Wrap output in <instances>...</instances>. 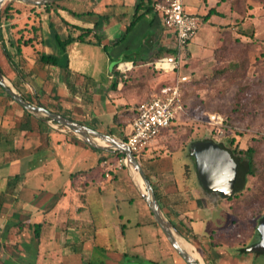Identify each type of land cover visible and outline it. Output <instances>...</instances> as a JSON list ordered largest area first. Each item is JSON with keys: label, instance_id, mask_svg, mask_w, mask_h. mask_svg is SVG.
<instances>
[{"label": "crops", "instance_id": "crops-1", "mask_svg": "<svg viewBox=\"0 0 264 264\" xmlns=\"http://www.w3.org/2000/svg\"><path fill=\"white\" fill-rule=\"evenodd\" d=\"M138 1L97 0L99 12L77 11L61 4L47 12L38 8L39 43L35 50L23 46L18 52L14 44L17 31L22 28L27 35L25 28L34 21L32 12L24 10L0 26V70L34 105L125 141L130 131L128 117L135 107L161 86L169 85L160 83L157 90L151 89L157 78L150 63L162 57L160 51L173 53L175 42L173 31L153 10L156 2L165 0H153L152 11L124 35ZM182 2L187 13L197 16L215 7L207 1L202 9ZM97 22L99 44L92 34L90 43L74 41L65 47L64 54L60 51L56 35L60 40L77 37V28L92 29ZM35 51L58 57L60 65L38 62ZM119 63L131 65L125 74L130 81L123 80L116 68ZM116 154L94 149L73 133L41 122L0 89V260L5 264H91L105 255L120 259L119 250L114 254L106 250L109 230L115 239H121L132 227L130 219L122 223L121 215L112 226L106 221L105 188L108 182L121 178ZM151 166L152 175L163 174L158 165L155 170ZM200 188L162 179L156 189L163 213L188 241L194 236L205 264H247L248 255L239 250L243 245L226 240L233 228L216 232L213 238L190 232L199 226V216L217 205L224 204L232 212V200L217 201L201 195ZM125 202L132 205L133 200ZM145 208L151 217L146 224H154L146 204ZM219 239L236 254L223 252ZM173 264L181 263L174 260Z\"/></svg>", "mask_w": 264, "mask_h": 264}, {"label": "rangeland", "instance_id": "rangeland-1", "mask_svg": "<svg viewBox=\"0 0 264 264\" xmlns=\"http://www.w3.org/2000/svg\"><path fill=\"white\" fill-rule=\"evenodd\" d=\"M184 1L190 8L201 9L207 1L209 6L215 5L214 8L222 16L213 15L204 21L205 15H201L200 11L199 28L185 48L189 54L186 55L185 49L179 53L181 66L178 74L186 75L189 79L181 85L183 111L168 129L163 130L158 142L145 150L137 160L147 172L158 195L157 189L162 179H172L189 188L199 187L194 159L188 152L193 142L206 139L221 142L228 148L232 139V146L236 145L239 149L252 147L255 150V173L247 176L245 186L232 195V212L224 204L217 205L215 210L199 216L197 228H190L192 234L205 237L233 228L228 234L233 240L228 242L246 248L258 240L256 228L264 215V0H216V4H213V0ZM7 4L25 5L8 1L2 7ZM58 4L77 11L101 10L97 0H58ZM30 7L35 10L41 8L26 5L27 9ZM164 54L162 51L159 53L160 56ZM229 63L241 67L235 74L219 72L232 69L227 68ZM98 64L101 65V60ZM152 75L157 78L151 88L154 91L158 84H171L176 78L174 74L153 72ZM131 79L129 76L123 78L126 82ZM209 113L228 119L223 136H217L206 124ZM131 116L128 117L129 121ZM116 158L121 165V178L108 182L105 188L106 221L112 226L121 215L122 223L130 219L132 227L126 229V237L121 239H115L110 230L107 235V252L114 254L116 249L119 250L120 259L107 256L108 259L105 255L103 260H94L91 264H173L174 260L183 264L159 227L146 224L151 217L121 162L124 158L117 155ZM150 165L154 170L158 165L163 174L152 175ZM200 191L201 195L216 197L217 201L222 199L216 194L208 195L203 189ZM125 199H132V205H128ZM185 236L190 237L187 232ZM193 244L199 248L192 245L205 264L198 242L193 240ZM218 244L225 247L223 252H236L226 248L227 242L222 239ZM243 255H248L247 264H264V254L243 252Z\"/></svg>", "mask_w": 264, "mask_h": 264}, {"label": "water", "instance_id": "water-1", "mask_svg": "<svg viewBox=\"0 0 264 264\" xmlns=\"http://www.w3.org/2000/svg\"><path fill=\"white\" fill-rule=\"evenodd\" d=\"M8 1L43 7L58 0H0V9ZM0 89L24 111L41 122L73 133L86 145L94 149L111 152L112 154L122 153L124 155V165L133 187L147 205L154 222L170 246L185 264H203L200 257H194L186 247V245L192 246V244L182 236L163 213L150 181L124 140L99 133L90 127L50 111L40 104L34 105L27 102L1 70ZM188 152L194 159L197 180L204 191L217 193L222 198H227L240 187L243 171L238 161L231 156L221 142L206 139L195 141L189 146ZM137 179L141 182L143 189ZM256 231L258 240L244 250L247 253L264 254V216L259 220ZM193 251L196 252L194 247Z\"/></svg>", "mask_w": 264, "mask_h": 264}, {"label": "built area", "instance_id": "built-area-1", "mask_svg": "<svg viewBox=\"0 0 264 264\" xmlns=\"http://www.w3.org/2000/svg\"><path fill=\"white\" fill-rule=\"evenodd\" d=\"M153 10L164 25L173 31L175 42L173 53L154 59L150 65L154 71L174 74L176 78L171 84L161 86L133 110L129 121L130 131L126 135L125 143L136 158L141 157L142 153L155 142L163 130L168 129L180 117L183 111L181 85L189 79L186 75L178 74L181 66L179 53L187 47L199 28L198 16L187 13L182 0L156 2ZM116 68L125 78V74L132 67L127 63H119ZM205 122L217 136H223L224 117L209 113ZM121 162L124 163V159Z\"/></svg>", "mask_w": 264, "mask_h": 264}, {"label": "trees", "instance_id": "trees-1", "mask_svg": "<svg viewBox=\"0 0 264 264\" xmlns=\"http://www.w3.org/2000/svg\"><path fill=\"white\" fill-rule=\"evenodd\" d=\"M152 3H153V0H139L138 1V4H137L136 9H135V13L132 16L130 23L126 26L124 35L127 34L128 32H130L132 30L133 26L141 18H143L146 14H148L152 11ZM57 5H58V1H56L50 5H47V6H43L42 9H43V11L47 12V11H49L50 8L55 7ZM33 8L34 7H30V9H27L26 5H16V4L9 5V4H7L0 9V26L4 22H8V21L13 20L15 18V15L21 14L22 11H24V10L32 12V14H33V18H34L33 23L30 24L29 27L25 28V30L28 32V34L24 35V33H23L24 29H22V28L17 31L19 36L17 38H15L14 44H15L16 50L18 52H21L23 46H25V47L29 46L35 50V48H34L35 44L39 43V40H38L39 26H38L37 22L39 21L40 13L35 12V9H33ZM213 15L222 16V14L219 13L215 8H211L208 10V12L204 16L203 20L207 21ZM25 26H28V24L25 23ZM77 29L80 32L77 37H72L69 35L67 37V39L60 40L57 35L55 36L56 43H57L60 51L63 54L65 52V47L68 44H70L71 42L79 41V42L90 43V40H88V38L92 34L95 37V43H97V44L100 43L99 38L95 35L96 31L98 29V22L94 25V27L92 29H82V28H77ZM244 34H246V33H244ZM123 36H122V38H123ZM1 40L2 39H1V35H0V42H1ZM35 52L37 54V61L38 62L43 63L45 65H49V66H59L60 65L61 60L58 57L48 56V55H45L44 53H41L39 51H35ZM171 53L172 52L169 51L168 54H171ZM64 67L65 68L68 67L67 60H65V62H64ZM240 67H241L240 65H236L234 63H229L227 68H232V69H229L226 72L225 71H219V72H222V74H225V75L227 73L235 74L236 70L239 69ZM24 99L27 102L33 104L29 99H27V98H24ZM181 99H182V97H181ZM224 123H225V127H227L228 119L224 118ZM232 142L233 141L231 139V141L229 143L230 146L226 149L229 151L231 156L234 157L238 161V163H239V165L243 171L242 183H241L240 187L232 194V195H234L236 192L240 191L245 186L246 177L247 176H253L255 173V168H254L255 166H254V159H253V155L255 153V150L252 147H248L245 150L239 149L236 145L232 146V144H233ZM116 155L120 156V158H124V155L122 153H117ZM146 177L149 180V176L147 174H146ZM155 195L157 197V200H159V197L156 194V192H155ZM232 195L227 197V199H230L232 197ZM153 223L156 225V223L154 221H153ZM178 231L181 233V231L179 229H178ZM257 236H258V234H257ZM244 249H245V247L241 248L240 252H242V253L245 252ZM0 264H5V263L0 260Z\"/></svg>", "mask_w": 264, "mask_h": 264}, {"label": "flooded vegetation", "instance_id": "flooded-vegetation-1", "mask_svg": "<svg viewBox=\"0 0 264 264\" xmlns=\"http://www.w3.org/2000/svg\"><path fill=\"white\" fill-rule=\"evenodd\" d=\"M218 195H219V194H218ZM219 196H220V195H219ZM220 197H221V196H220ZM222 199H227V198H222ZM230 199H231V198H230ZM230 232H231V231H230ZM230 232L228 233L229 235H230ZM228 234H227V238H226L227 242L230 241V240H233V239L231 238V236H229ZM215 235H216L215 233H212L210 236H212V238H213V237H215ZM193 240H196V239L194 238V236H193V237L191 236L190 239H189V241H190L191 244H193ZM228 243H229V242H228ZM231 244H235V242H232ZM193 245H194V244H193ZM194 246H196V245H194ZM196 247H197V246H196ZM243 247H244V246H243ZM243 247H242V248H243ZM197 248H198V247H197ZM198 249H199V248H198ZM240 249H241V248H240ZM240 249H239V250H240Z\"/></svg>", "mask_w": 264, "mask_h": 264}, {"label": "bare ground", "instance_id": "bare-ground-1", "mask_svg": "<svg viewBox=\"0 0 264 264\" xmlns=\"http://www.w3.org/2000/svg\"><path fill=\"white\" fill-rule=\"evenodd\" d=\"M138 180V179H137ZM138 183L140 185V187L143 189V186L141 184V182L138 180ZM186 247L188 248V250L194 255V257L199 258L198 254L196 252L193 251V247L190 245H186Z\"/></svg>", "mask_w": 264, "mask_h": 264}]
</instances>
